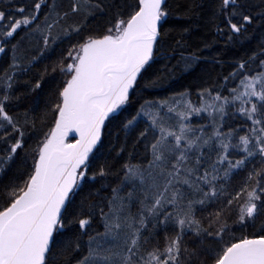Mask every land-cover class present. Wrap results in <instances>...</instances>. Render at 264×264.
<instances>
[{
	"label": "snow or ice",
	"instance_id": "1",
	"mask_svg": "<svg viewBox=\"0 0 264 264\" xmlns=\"http://www.w3.org/2000/svg\"><path fill=\"white\" fill-rule=\"evenodd\" d=\"M46 3L47 0H35L28 13L24 7H18L19 18L11 15L6 18L5 12L0 11V53L5 52L6 42L21 28L38 31L45 49L60 39L59 35H52V30L69 13H55V18L41 28L39 16ZM84 3L86 15L92 14L93 7L104 11L100 0H84ZM81 11L80 0H73L71 13ZM218 15L231 33L230 40L233 34L241 35L246 25L252 23L241 0H220ZM168 16L166 0H137L134 12L127 19L117 14L96 33H86L83 23L62 28V36L76 42L70 44L66 55L52 68L66 77L50 109L52 126L33 150V165L27 180L22 187L12 188L7 204L0 207V264H52L49 258L57 248L58 238L71 223L89 236L88 254L78 259L77 264H193L202 253L183 245L188 233L213 238L216 247L205 249L215 253L210 256L211 264H264V227L258 235L237 238L224 215L227 208L244 197L234 223L241 226L237 229L240 232L254 226L264 212V168L248 171L244 183L229 197L225 208L212 214L211 231L195 219L197 206L203 208L215 202L223 193V182L233 174L246 170L257 158L264 165V58L259 60L261 70L255 74L247 71L248 62L243 61L224 78L226 84L230 79L238 81L228 89L230 96L219 92L213 95L211 90L203 89L199 104L183 93L180 101L153 103L154 111L142 109L137 116H146L153 132L147 145L151 158L146 167L125 164L106 206L89 205L88 215L69 212L73 197L89 179L90 154L103 147L106 121L119 119L115 114L130 101L138 77L155 59L154 50L162 39L161 28ZM217 28L224 32L223 26ZM197 59L186 58V66ZM18 66L14 61L12 67ZM11 81L12 76L8 75L5 91L0 95V129H3L0 140L7 149L0 156V171L25 148L24 131L6 111ZM35 87L39 88L40 83ZM237 102L236 111L250 122L247 133L238 136V143L234 142V131L222 132V123H215L217 118L223 121L226 108ZM201 113L213 121L210 134L203 127L188 123L193 115ZM136 119L122 122L126 133L133 129ZM70 132L79 135L78 140L73 137L74 143L66 142ZM9 135L14 137L11 142ZM147 135V130L141 131L139 140L143 141ZM237 152L242 155L237 157ZM111 174L110 168L102 166L90 178L96 180ZM125 188H130L126 194ZM134 204L139 205L135 215L131 212ZM96 209L104 231L92 235V214ZM66 215L73 219L66 220ZM159 225L165 231L173 227L175 234L171 238L165 236L162 249L157 247L141 254L149 227ZM122 234L121 246L117 242ZM114 247L119 251H113ZM79 250L78 239L64 247L65 253ZM199 264L204 261L199 260Z\"/></svg>",
	"mask_w": 264,
	"mask_h": 264
},
{
	"label": "trees",
	"instance_id": "2",
	"mask_svg": "<svg viewBox=\"0 0 264 264\" xmlns=\"http://www.w3.org/2000/svg\"><path fill=\"white\" fill-rule=\"evenodd\" d=\"M34 2L35 0H0V11L5 12L6 18L9 15L19 18L21 14L16 9L22 6L28 13L32 10ZM100 2L104 5L103 12L93 7L92 14L86 15L87 5L84 0H80L82 11L73 15L71 13L73 0H47L39 16L41 28L55 18V13H69L68 17L52 30V35H59L60 39L45 49L38 31L30 32L21 28L6 42L5 52L0 53V95L5 91L4 82L7 76H12V88L8 90L10 99L6 111L24 131L25 141V148L19 150L14 159L5 164L0 171V207L7 204L8 192L11 189L22 187L27 180L33 165L35 154L33 150L37 147L38 140L43 139V134L52 126L53 113L50 109L57 101L59 91L66 79L58 69L53 72L52 68L58 64L63 55H66L70 44L76 42L72 38L63 37L62 28L83 23L86 24V33H96L117 14L127 19L134 12L137 0H100ZM241 3L244 5V11L252 17V23L246 25L241 35L233 34V39L230 40L228 37L231 33L224 25L223 17L218 15L220 0H166L169 16L161 28L162 39L154 50L155 59L147 71L138 77V86L130 92V101L115 114L119 119L112 118L110 122L106 121V129L102 136L103 147L99 151L95 149L90 155L92 164L88 170L89 179L83 183L78 195L73 197L70 213L88 215L89 205L106 206L111 188L115 187L121 178L123 166L147 165V161L151 158L147 145L152 140L153 132L148 120L137 116L144 105L170 100L183 93H187L188 98L196 103L203 89L211 90L213 95L219 92L223 96H229L228 89L235 87L238 81L230 79L226 84L224 78L237 69L238 63L247 61V71L250 74L261 70L259 60L264 58V0H241ZM45 16L48 17L47 21ZM218 25L224 27L223 33L218 31ZM177 41H180L179 45ZM191 56L199 59L186 66L185 59ZM252 56L256 59L250 60ZM14 61L19 65L16 68L12 67ZM152 81H156V84L153 85ZM37 82L40 83L39 88L35 87ZM236 108L229 105L220 124L223 125L222 132L234 131V142L238 143V136L247 133L250 122L245 121ZM132 117H137L136 122L133 129L126 133L122 128V122ZM145 130L148 135L140 141L139 134ZM13 138L9 135V142ZM6 150L4 141L0 140V156H4ZM240 155L242 154L236 153L237 157ZM102 166L110 168L112 174L92 180L91 175ZM253 168L261 169L264 165H261L257 158L253 163L248 164L246 170L233 174L223 182V193L215 202L203 208L197 206L195 219L203 228L212 230L209 227L214 219L212 214L225 208L226 201L241 187L248 171ZM243 200L244 197H241L240 201L234 202L224 213L237 238L241 235H258L264 227V212H262L254 226H249L243 232L237 231L241 226L234 221ZM65 218L73 219L71 215H66ZM97 231H104L98 209L92 214L90 233L95 235ZM64 233L58 238L57 248L49 259L52 264H77L78 259L88 254L89 236L80 233L78 225L74 223L68 224ZM174 234L175 229L171 226L166 231L163 225L155 228L150 226L146 233L147 242L143 243L141 250L145 253L157 247L162 249L165 236L171 238ZM77 239L80 250L65 253L64 247L69 243H75ZM183 245L189 250L202 253L199 260H203L204 264H211L210 256L215 253L205 249L216 247L212 237L188 233ZM199 260H194L193 264H199Z\"/></svg>",
	"mask_w": 264,
	"mask_h": 264
},
{
	"label": "rangeland",
	"instance_id": "3",
	"mask_svg": "<svg viewBox=\"0 0 264 264\" xmlns=\"http://www.w3.org/2000/svg\"><path fill=\"white\" fill-rule=\"evenodd\" d=\"M230 95H231V93H230ZM230 95H229V96H230ZM181 99H182L181 95H178V96L173 97L172 99L167 100V101H168L169 103H172L173 100L180 101ZM208 102H211L210 98H209ZM199 103H200V98H199V101L196 102V104H199ZM152 104H153V103H148V104L144 105V106L139 110V113L142 111V109H146V110H149V111H154L155 109H153V108L151 107ZM238 106H239L238 102H237L236 105H233V107H238ZM164 111L166 112V109H165ZM139 117L148 120L146 116H139ZM173 122H174V120H173ZM220 122H221V121H220L218 118H217V120L215 121L216 124H220ZM188 123L192 124V125H193L194 127H196V128H201V127H203L204 130H205V132L208 133V134H210V133L212 132L213 121H212L211 117H209L206 113H201L200 116H195V115H193L192 118H191V120L188 121ZM144 167H146V165H145ZM144 167H142V168H144ZM129 190H130V188H125V190H124L125 194H126L127 191H129ZM138 207H139V205H136V204H134V205L131 207V212H132L133 215L136 214V212H137V210H138ZM123 239H124V237H123V234H122L121 238H120L119 241L117 242V243L120 244L121 246H122V244H123ZM113 251H119V248L114 247V248H113ZM141 254H144L143 250H141Z\"/></svg>",
	"mask_w": 264,
	"mask_h": 264
},
{
	"label": "water",
	"instance_id": "4",
	"mask_svg": "<svg viewBox=\"0 0 264 264\" xmlns=\"http://www.w3.org/2000/svg\"><path fill=\"white\" fill-rule=\"evenodd\" d=\"M73 137H75L76 140L79 139V135H78V134L70 132V133L68 134L67 140L71 139L72 141H67V140H66V142H68V143H74L75 140L73 139ZM94 150H95V149H94ZM94 150H93V151H94ZM90 155H91V154H90Z\"/></svg>",
	"mask_w": 264,
	"mask_h": 264
}]
</instances>
